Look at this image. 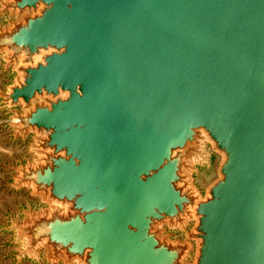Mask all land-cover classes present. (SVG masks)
Returning <instances> with one entry per match:
<instances>
[{
  "label": "water",
  "instance_id": "water-1",
  "mask_svg": "<svg viewBox=\"0 0 264 264\" xmlns=\"http://www.w3.org/2000/svg\"><path fill=\"white\" fill-rule=\"evenodd\" d=\"M8 14L0 98L36 155L12 187L48 205L12 218L19 263L264 264V0H1Z\"/></svg>",
  "mask_w": 264,
  "mask_h": 264
},
{
  "label": "crops",
  "instance_id": "crops-1",
  "mask_svg": "<svg viewBox=\"0 0 264 264\" xmlns=\"http://www.w3.org/2000/svg\"><path fill=\"white\" fill-rule=\"evenodd\" d=\"M2 67L0 69V92L7 88L5 69ZM32 142V136L27 140L15 137V130L11 126V116L0 98V264H41L31 259H25L19 263L16 257L19 245L15 243V234L7 230L12 218L23 216L22 210L25 206L23 190L18 191L12 187L16 176L13 168L26 163L27 160H32L35 156L31 151ZM26 193L30 194V191Z\"/></svg>",
  "mask_w": 264,
  "mask_h": 264
},
{
  "label": "rangeland",
  "instance_id": "rangeland-1",
  "mask_svg": "<svg viewBox=\"0 0 264 264\" xmlns=\"http://www.w3.org/2000/svg\"><path fill=\"white\" fill-rule=\"evenodd\" d=\"M1 2V0H0ZM15 18L11 15H6V16H1L0 17V25L5 26L7 25L10 21L14 20ZM0 64L2 69H5V63L2 60L1 56H0ZM0 67V69H1ZM16 74L12 72L11 69L9 70H5V79H6V86L12 84L14 82V78H15ZM209 151H211V149L209 148ZM35 155V154H34ZM36 159V155L35 157H33V160ZM32 160V161H33ZM221 160V157L217 154V153H212V157H211V167L208 168L207 166L202 167V166H198L199 168V172L194 174V178H195V184L197 185V187L200 189V191L202 193L205 192L207 186L217 177V168L219 166V162ZM28 190L23 189V196H24V208H29L32 207L35 210H42L43 208H46L48 205L43 202L40 198H36L33 197L31 192L26 193ZM168 233L173 234V238L174 239H184L185 238V233L182 232L179 229L176 230H170L168 229ZM41 264H50L48 263L46 260H43L41 262H38ZM57 264H64L63 262H59Z\"/></svg>",
  "mask_w": 264,
  "mask_h": 264
},
{
  "label": "built area",
  "instance_id": "built-area-1",
  "mask_svg": "<svg viewBox=\"0 0 264 264\" xmlns=\"http://www.w3.org/2000/svg\"><path fill=\"white\" fill-rule=\"evenodd\" d=\"M33 157H35V156H33ZM33 157H32V160H33Z\"/></svg>",
  "mask_w": 264,
  "mask_h": 264
}]
</instances>
